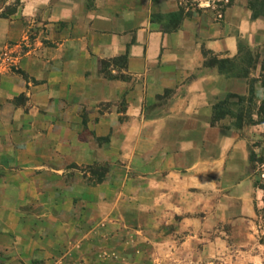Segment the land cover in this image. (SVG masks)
<instances>
[{
  "label": "crops",
  "instance_id": "crops-1",
  "mask_svg": "<svg viewBox=\"0 0 264 264\" xmlns=\"http://www.w3.org/2000/svg\"><path fill=\"white\" fill-rule=\"evenodd\" d=\"M218 12L187 0H0V264L75 254L79 240L143 221L183 223L205 191L252 192L246 140L214 119L247 78L210 58H234L240 33L264 20L244 0ZM94 164L109 166L96 183L84 175Z\"/></svg>",
  "mask_w": 264,
  "mask_h": 264
},
{
  "label": "rangeland",
  "instance_id": "rangeland-1",
  "mask_svg": "<svg viewBox=\"0 0 264 264\" xmlns=\"http://www.w3.org/2000/svg\"><path fill=\"white\" fill-rule=\"evenodd\" d=\"M232 1L187 0V4L199 2L219 10L217 18H222V10ZM244 1L252 18L264 20V0ZM237 51L232 59L210 58L222 72L247 78L246 93L225 96L214 110V119L229 118L246 140L245 177L252 192L247 188L243 196H233L224 190L205 191V200L190 204L183 223L177 216L171 221L170 217L157 223L143 221L135 225L138 232H112L108 239L84 240V246L79 240L75 254L31 264H264V31L255 27L247 37L240 33ZM11 62L6 59L4 64L13 69ZM108 169L94 164L84 175L96 183Z\"/></svg>",
  "mask_w": 264,
  "mask_h": 264
},
{
  "label": "trees",
  "instance_id": "trees-1",
  "mask_svg": "<svg viewBox=\"0 0 264 264\" xmlns=\"http://www.w3.org/2000/svg\"><path fill=\"white\" fill-rule=\"evenodd\" d=\"M103 178V175H101L98 179H97V182H100Z\"/></svg>",
  "mask_w": 264,
  "mask_h": 264
},
{
  "label": "built area",
  "instance_id": "built-area-1",
  "mask_svg": "<svg viewBox=\"0 0 264 264\" xmlns=\"http://www.w3.org/2000/svg\"><path fill=\"white\" fill-rule=\"evenodd\" d=\"M39 264V263H38ZM57 264V263H56ZM58 264H62V263H58ZM79 264V263H78ZM81 264V263H80Z\"/></svg>",
  "mask_w": 264,
  "mask_h": 264
}]
</instances>
